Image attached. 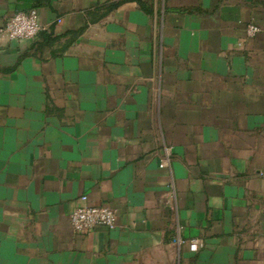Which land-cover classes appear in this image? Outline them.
I'll return each mask as SVG.
<instances>
[{"label": "crops", "instance_id": "obj_1", "mask_svg": "<svg viewBox=\"0 0 264 264\" xmlns=\"http://www.w3.org/2000/svg\"><path fill=\"white\" fill-rule=\"evenodd\" d=\"M30 10L0 33V264H264V0H0V30ZM85 204L116 228L75 233Z\"/></svg>", "mask_w": 264, "mask_h": 264}, {"label": "built area", "instance_id": "obj_2", "mask_svg": "<svg viewBox=\"0 0 264 264\" xmlns=\"http://www.w3.org/2000/svg\"><path fill=\"white\" fill-rule=\"evenodd\" d=\"M44 28L38 22L36 10L28 12H19L7 20L0 30L8 40H31ZM259 32V28L255 25H248L246 33L248 36H254ZM172 154L171 147L164 148V157L161 160L160 167H168ZM86 201V197H82ZM70 226L75 233H84L95 228L102 227L113 231L116 228V213L109 207H96L92 205H82L73 210L70 215ZM189 249L192 252L197 251V241H191Z\"/></svg>", "mask_w": 264, "mask_h": 264}]
</instances>
